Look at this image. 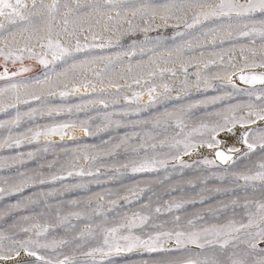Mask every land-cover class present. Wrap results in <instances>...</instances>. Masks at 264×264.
I'll use <instances>...</instances> for the list:
<instances>
[{
    "label": "rangeland",
    "instance_id": "rangeland-1",
    "mask_svg": "<svg viewBox=\"0 0 264 264\" xmlns=\"http://www.w3.org/2000/svg\"><path fill=\"white\" fill-rule=\"evenodd\" d=\"M52 0H43V3L50 4ZM61 5V13L65 11L64 5L67 3L70 7L76 8L77 0H59ZM81 5H91L100 3L103 5L104 0H78ZM150 3L153 5L173 2V0H136L137 6L141 3ZM179 2V0H174ZM212 2V0H209ZM243 3V0H240ZM40 3V0H37ZM81 13H88L89 8L83 7ZM115 16V11L111 13ZM99 18V23L95 21ZM129 19H133L129 13ZM37 20L40 18L37 17ZM145 19L148 17H137L133 23L138 24L139 28L134 33L128 31V24L125 20L108 21L106 16L98 17L95 14L90 17L83 16L85 22V32L79 33L81 41L84 35H89L87 43H92L88 23L91 22V31H95L102 37L104 42L110 39L112 41L111 48L104 49H88L84 52L75 53V59L66 58L67 63L57 61L55 64L45 67L36 61L25 60V65L30 66L31 70L13 77L10 81L0 80V88L5 87L8 83L21 85L19 91L21 99H28L29 103H17L16 107H8L6 110H0V122L12 121L15 119L17 111L21 114L19 127H11L13 136L27 132L29 128L35 130L38 126L44 127L54 126L61 123H75L74 129H68V135L61 140L59 135H54L49 139L43 136L39 141L29 143L25 141L19 148H0V159L7 158L8 164L11 167L0 169V177L5 179L9 177H17L19 172H25L28 175H33L35 171L43 173L45 178L50 180L53 174H63L61 165H64L66 170L71 169L72 165L76 166L75 170L83 167L85 171L97 173L93 176H73L66 180L51 181L44 185H30L25 187L22 193L14 195H4L0 197V210L5 206L15 204L17 201L22 202V207L19 210L10 212L0 218V232H4L7 236H13L17 239H24L31 236L35 239V230L25 233L22 228H31L33 225H39L40 228L48 227L46 235L41 236V242L52 243L67 240V244H63L56 248L55 252L48 250L43 254L51 256L53 259H63L64 256L69 257L68 264H90L91 257L83 255V252L89 250L90 247H95L99 243V235L97 229V238L92 239L87 236L76 239L81 232H86L89 225L94 229L97 225L103 227H112L126 217H131L134 212L147 213L151 211L152 216L157 223L167 221L166 229H171L175 225L173 223L175 216H180V223L186 224V221L193 219L196 216H202V220H197L198 228L221 226L230 221L246 222L247 210L243 207L246 201L264 200V183L260 181H248L237 179L235 174L249 173L254 174L258 171V164L261 162V157L264 153L257 147L256 151L244 155L247 151L246 146L240 147L241 151L234 157V163L230 162L225 166L216 163V165H203L198 161L207 157L213 159L211 154L195 160L188 161V156L183 157L186 163L191 164L190 168L181 169L179 165L172 167L173 162H169V166L165 169H160L158 172L149 173H132L130 169H120L113 165L117 162H124L130 156L134 155L129 149L125 152L124 147L117 149L114 155H106L105 150L111 149L113 144L119 143L120 139L125 135L133 132H139L141 136L146 133L151 134L155 139L149 140L148 143L157 144V152L161 153L160 158H165L167 154L175 153L176 149L159 147L160 140L172 141L180 129L174 125L164 128H153L152 124L139 123L144 120H150L151 117L167 110L179 108L181 106L187 108L190 104H196L190 112L185 114V124L187 127L177 139H183L184 136L191 135L193 142L211 139L205 133L203 136L193 132L194 128L199 127L201 123L209 125L224 124L225 117L229 119L235 115L248 119L249 103L259 105L260 101H256L254 96L250 97L248 92H259L264 90L263 86L257 88L246 89L239 84L233 88L228 83V75L239 72L240 68H246L247 65L253 62H260L264 59V50H261V39L255 37H241L238 32L233 31L232 37L227 36L226 30L216 33V41L213 44V34L204 36L203 33L209 29L216 27V24L211 21H203L200 25L192 29H185L181 23L179 29L174 27L175 21H170L168 27L163 26V22L157 17L153 26L149 28L147 33L140 29L148 27L145 24ZM61 23L55 25L59 30L63 27V16L60 17ZM107 26L108 30H105ZM73 25H69L71 31ZM177 31L183 35H176ZM7 36V34H5ZM25 35H27L25 33ZM145 36L149 39L145 40ZM10 39V38H9ZM59 39L66 46L72 47L75 44V37H69L66 34H61ZM221 39L223 43H221ZM255 39V45L252 40ZM17 40L20 45H23V40L19 33ZM133 42L136 44V56L131 58L132 71L129 72V57L121 55L117 59V53L131 52L133 50ZM191 42V49L188 48V43ZM2 46V40H0ZM178 46L183 47L182 56L177 59L176 49ZM256 48V55L250 49ZM143 49L144 55H141ZM151 49V51H150ZM243 49V51H242ZM40 51L39 47L36 49ZM172 53L169 57V53ZM203 53V55H201ZM111 56L112 64H108L107 60L97 59L94 64L78 67L75 71L72 70L73 63L79 64L85 58L92 60L98 57ZM247 57L245 60L243 57ZM50 58V57H49ZM213 61L207 68L204 67L205 62ZM181 62L187 65V84L185 85V73L181 69ZM139 63V66H138ZM234 65V66H233ZM11 71H17L19 64L15 68L9 64ZM161 69H174L176 75L172 76L170 72L165 71L163 76L160 75ZM259 69V68H253ZM3 68L0 67V71ZM64 73L66 76H61L60 79L67 83L69 95L65 97L59 96L58 92L64 90V84L61 83L58 87L57 95L49 96L42 94L41 100H32L24 95L26 90L35 89L37 94H41L40 85H37L38 80H43L46 75L53 76L54 71ZM155 72V76L149 75V72ZM100 73L97 75L96 73ZM199 75V87H197V77ZM134 79H140L139 85L133 83ZM234 79V77H233ZM207 80L208 83H205ZM145 81L148 84H145ZM234 82L235 79H234ZM169 84L173 89L171 93H164L162 85ZM113 84H119V90L112 87ZM131 84V87L128 85ZM211 85L209 87L208 85ZM85 85H88L86 88ZM95 85V89L92 88ZM150 85L157 86V93L160 99L152 104L147 105L148 95L147 87ZM26 86V87H25ZM73 86L79 88V91L72 92ZM103 89V91H101ZM143 92V97L137 102L132 99L133 93ZM179 94V98L177 95ZM155 95V94H154ZM165 96L167 98H165ZM128 99H125V98ZM219 97L215 103L213 98ZM99 100H104L108 107L98 103ZM6 103H16L14 95L5 97ZM203 102V103H199ZM77 106H80L79 109ZM71 108V112L68 109ZM32 109H36L33 118L29 119L25 113ZM59 109V113H57ZM137 109H141L137 111ZM49 110L52 114L49 115ZM219 113V115H216ZM106 115L113 122L107 130L104 126L108 121ZM81 121H85V126L92 131V135H86L81 127ZM115 121L120 122V127H116ZM255 125V124H254ZM236 126H240L237 124ZM235 126V127H236ZM250 129L255 132L259 129H264V125L252 127ZM232 128V125H227ZM241 127V126H240ZM222 131L219 134L226 132ZM75 136L73 139L72 136ZM9 135V128H0V141H3ZM30 135V133H29ZM217 135V136H218ZM252 140V137H249ZM137 140L133 139L131 144H136ZM233 145V144H232ZM228 144L227 146H232ZM206 146V145H205ZM204 146V147H205ZM227 147V148H228ZM47 148V151L44 149ZM75 150V151H74ZM34 152L36 155L29 159L27 153ZM89 155L88 160L83 159L84 153ZM25 163L13 161L12 157L21 156ZM143 155V152L140 153ZM149 155H152V150L149 149ZM79 156V159H77ZM96 159L92 160L91 157ZM56 161L53 168L47 167L49 162ZM70 163H67L69 162ZM40 165H44L43 168ZM221 165V166H220ZM167 177V178H166ZM192 181L195 184L193 188L188 182ZM81 184L84 187H75ZM0 185L7 187L8 185ZM69 186L66 188L65 186ZM129 189H135L136 195L129 192ZM144 189V191H140ZM175 189V190H173ZM220 189V191H216ZM112 195H108V193ZM99 193L104 195V200L94 199L91 205L87 204L89 197H95ZM119 194V197L116 194ZM127 195L130 202H127L123 197ZM31 197L33 202L28 198ZM77 200L78 204H72L71 201ZM115 200L116 204L110 203ZM190 201L195 200V203H184L180 209L167 211L166 202ZM203 200V203L200 201ZM236 201V204L232 202ZM102 205V208L97 211V204ZM149 205V208H144V205ZM160 207L161 213H155V208ZM254 210V205H250ZM82 213L81 218L77 219L71 213ZM67 217L64 223L61 219ZM27 218V219H25ZM15 225V227H12ZM137 234L139 230H137ZM241 239H248L241 235ZM6 246L10 243L9 240L3 242ZM239 244L240 251L245 249L243 243ZM79 245V247H77ZM264 247V244L260 245ZM165 247L168 244L165 243ZM193 252L201 253L202 250L189 246ZM234 251L231 245L227 249L221 250L218 245L207 247L203 250L202 255L209 257L216 256L221 261L225 260L226 254ZM162 254L153 253L147 254L133 252L122 254L119 257H113L116 264H140L144 259H160ZM99 259V256L96 257ZM250 259V258H249Z\"/></svg>",
    "mask_w": 264,
    "mask_h": 264
},
{
    "label": "snow or ice",
    "instance_id": "snow-or-ice-1",
    "mask_svg": "<svg viewBox=\"0 0 264 264\" xmlns=\"http://www.w3.org/2000/svg\"><path fill=\"white\" fill-rule=\"evenodd\" d=\"M65 11L61 13V5L59 0H52L50 4L37 3V0H0V40H2V46H0V67L3 68L0 71V80L10 81L13 77L28 72L31 70L30 66L25 65V60L36 61L39 64L48 67L49 65L55 64L57 61H63L67 63L66 58L75 59V53L84 52L88 49H104L111 48L112 41L109 39L107 43L97 42L101 41L102 37L98 35L95 31H91V22L88 23V30L90 32L92 43H87L89 40V35H84L81 41L80 35L77 32H85V22L83 20L84 15L92 17L94 14L98 17L106 16L108 21L125 20L128 24V31L134 33L138 24H134L133 21L137 18H145V24L148 27L140 29L141 31L147 33L149 28H151L157 19L163 22L164 27L169 26L170 21H175L174 27L179 29L181 23L185 29H192L197 27L203 21H211L216 24V27L209 29L208 32L203 33L204 36L213 34L212 43L215 44L216 33L220 31H225L229 38L232 37L233 31L238 32L241 37H255L259 36L261 39V50H264V0H179V2H168L159 5H153L150 3H141L137 6L136 0H104L103 5L100 3H95L91 5H81L77 0L76 8L70 7L67 3L63 6ZM83 7H88V13H81L80 9ZM115 11V16L111 13ZM129 13L133 19H129ZM63 16L61 29H57L55 25L61 23L60 17ZM40 19L37 20L36 18ZM99 23V18L95 21ZM73 25L71 31L69 30V25ZM105 30L107 26H105ZM21 36L23 40V45H20V41L17 40V34ZM25 33L27 35H25ZM66 34L69 37H75V44L72 47L66 46L61 42L59 36L61 34ZM7 34V36L5 35ZM176 35H183L182 32L177 31ZM10 38V39H9ZM149 38L145 36V40ZM221 43L223 40L221 39ZM252 44L255 45V39L252 40ZM39 47L40 51L36 49ZM133 50L131 52L117 53V59L121 55L129 57V69L132 71L131 58L136 56L135 51L136 44L133 42ZM189 50L191 49V42L188 43ZM253 56L256 55V48L250 49ZM151 51V49H150ZM243 51V49H242ZM144 55L143 49L140 52ZM183 54V47L178 46L176 49V56L179 59ZM172 53H169L171 57ZM203 55V53H201ZM50 57V58H49ZM245 60L248 58L243 57ZM97 59L107 60L108 64L113 63L111 56L108 57H98L89 60L85 58L80 61L79 64L73 63L72 70L75 71L78 67H83L85 65L94 64ZM214 63L213 61L205 62L204 67L207 68L209 64ZM9 64L13 68L19 64L17 71H11ZM139 66V63H138ZM234 66V65H233ZM246 68H260L264 69V59L260 62H253L247 65ZM246 68L239 69L238 79L245 85L255 86L257 84L264 86V71L259 73H248L246 74ZM181 69L185 73V85L187 84V65L181 62ZM54 71V70H53ZM168 71L172 76L176 75L174 69H161L160 75L163 76L164 72ZM100 75V73H96ZM67 71L64 73H57L54 71L53 76L46 75L41 81L38 80L36 83L40 85L41 94H37L36 90H26L24 95L30 97L32 100H41L42 94L46 92L49 96L57 95V89L61 83L64 84V90L58 92L59 96L65 97L69 95L67 90L68 85L60 79L61 76H66ZM149 75L155 76L156 73L150 71ZM236 73L228 75V83L236 88L233 77ZM133 83L139 85L141 83L140 79H134ZM205 83H208L205 80ZM145 84H148L145 81ZM112 87L119 88L121 85L113 84ZM211 87V85H208ZM21 85L15 83H8L5 87L0 88V110H6L8 107H16L17 103H29L28 99H21L20 89ZM26 87V86H25ZM87 88L88 85H85ZM131 87V84L128 85ZM164 93H171L173 89L169 84L164 83L162 85ZM197 87H199V75L197 77ZM95 89V85H92ZM72 92L79 91V88L73 86ZM103 91V89H101ZM155 94V95H154ZM250 97L254 96L256 101H260V104L249 103L247 105L248 119L244 117H237L233 115L230 119L225 117L224 124L209 125L208 123H201L199 127L194 128L193 132L203 136L207 133L211 139L201 140L198 143L193 142L191 135L184 136L183 139H177L184 129L187 127L185 124V114L190 112L196 104H190L187 108L181 106L179 108H174L172 110L165 109L164 112L159 113L150 120H144L139 123L149 124L151 123L153 128H164L173 125L180 129V132L176 133L172 141L160 140L159 147L161 149L168 147L176 149L175 153L167 154L165 158H160L161 153L157 152L156 143H148L149 140L155 139L151 134L146 133L141 136L139 132H133L131 134L125 135L119 141V143L113 144L111 149L105 150L106 155H114L117 149L124 147L125 152L129 149L134 155L130 156L124 162H117L113 166L117 168V172L120 169H130L132 173H149L158 172L160 169H165L169 166V162L172 163V167L175 168L177 165L181 169L192 167L191 164L185 162L183 157H191L199 152V149L206 147L208 149H214V159H208L207 157L198 161L203 165H216L217 161L221 164H228L234 161V156L236 153L240 152V149L235 145L229 146L227 150L222 149L220 146L223 141L217 139L219 132L227 130L229 133H233V128L239 124L242 128H245L244 132L241 133L239 137V142L246 146L247 151L244 155L253 153L256 151L257 147L261 149L264 153V129H259L253 132L250 129L251 125L256 124L258 121H264V90L259 92H248ZM8 95H14L16 103H6L5 97ZM143 92L133 93L132 99L139 101L143 97ZM148 102L145 107L156 103L160 96L157 93V86L150 85L147 87ZM165 98H167L165 96ZM179 98V94L177 95ZM125 99H128L127 97ZM219 97L213 98V103H215ZM98 103L104 105L105 108L108 104L104 100H99ZM203 103V102H199ZM80 106H77L79 109ZM71 108L68 109L71 112ZM141 109H137L140 111ZM59 113V109L56 110ZM36 109H32L25 113L29 119L33 118V114ZM49 115L52 114V110H49ZM219 115V113H216ZM105 119L108 123L105 124L104 130H107L108 126L113 123L109 117L106 115ZM21 121V114L17 111L16 117L12 121L0 122V128H9V135L0 141V148H19L25 141L31 143L32 141H39L41 136L45 139H49L54 135H59L61 140L68 135V129H74L77 127L75 123H61L50 127H44L41 129L39 126L33 130L29 128L27 132L13 136L11 133V127H19ZM86 122L81 121V127L86 135H92V131L85 126ZM116 127H120V122L115 121ZM231 124L232 128H228L227 125ZM30 133V135H29ZM234 135V133H233ZM252 140H249V137ZM72 138L75 136L73 134ZM133 139L137 140L136 144H131ZM149 149L152 150V155H149ZM48 149L45 148L44 151ZM75 151V150H74ZM143 152L141 156L140 153ZM36 155L34 152L27 153L29 159ZM90 157L87 152L84 153L83 159L88 160ZM13 161L24 164L25 161L21 156L12 157ZM79 159V156H77ZM92 160L96 157L92 156ZM56 161L49 162L47 167L49 169L53 168ZM67 163H70L67 162ZM5 167H11L8 164L7 158L0 159V169ZM41 168L44 165H40ZM76 166L72 165L71 169L66 170L64 165H61L60 171L65 172L63 174H53L50 177L51 181L66 180L73 176H93L97 173L92 171H85L83 167L79 170H75ZM258 171L254 174L249 173H238L235 174L237 179L248 181H260L264 183V155L261 157V162L258 164ZM167 178V177H166ZM50 180L45 178L43 173L40 171H35L33 175H28L25 172H19L17 177H9L7 179L0 177V182L2 184L8 185L4 187L0 185V197L4 195H14L16 193H22L25 187L30 185H44L49 183ZM193 188L195 184L192 181L188 182ZM68 188L69 186H65ZM75 187H84V185L77 184ZM175 190V189H173ZM144 191V189H140ZM220 191V189H216ZM133 195H136L135 189H129ZM112 195V193H108ZM119 197V194H116ZM106 197L97 193L95 197H89L87 204L91 205L94 199L104 200ZM127 202H130L127 195L123 197ZM30 202H35L28 198ZM195 203V200L190 201H176L166 202L167 211L171 212L173 209H180L184 206V203ZM203 203V200L200 201ZM72 204H78L79 201L73 200ZM111 204L115 205L116 201L111 200ZM236 204V201L232 202ZM250 205H254V210L250 208ZM22 207V202L17 201L15 204H10L5 206L3 210H0V218L4 215L9 214L12 211L19 210ZM144 208H149V205H144ZM243 207L247 210V220L246 222L230 221L227 224L221 226L203 227L198 228L196 221L202 220V216H196L193 219L186 221V224L182 225L180 223V216H175L173 223L174 227L171 229H166L165 225L167 221L157 223L156 219L152 216L151 211L147 213H141L139 211L132 213L131 217H126L121 220L118 225L112 227H103L97 225L94 229L91 225L88 226L86 232H81L79 237L76 239L83 238L87 236L92 239L97 238V229L99 235V243L95 247H90L89 250L83 252V255L91 257L90 264H116L113 257H119L122 254H128L137 252L143 255L144 253L162 254L160 259H144L141 260L140 264H264V200L257 201H246ZM102 208V205L97 204V211ZM155 213H161V208L156 207ZM70 215L75 216L77 219L81 218L82 213L75 212ZM27 219V218H25ZM67 217L61 219V223H64ZM15 227V225H12ZM35 230V239L28 236L24 239H17L15 235L7 236L4 232H0V264H68L69 257L64 256L63 259H53L49 255L43 254L44 252L51 250L55 252L56 248L67 244V240H61L59 242L53 241L52 243L41 242L39 239L48 232V227L40 228L39 225H33L31 228H22L21 231L28 233ZM139 230L140 234H137ZM241 235L248 237V239H241ZM9 240L10 243L6 246L3 242ZM235 242L243 243L246 248L236 251L239 248V244ZM165 243L168 247H165ZM218 245L221 250L227 249L229 245L232 246L234 251L226 254L225 260L221 261L216 256L209 257L207 255H202L203 250L207 247ZM189 246L194 248H199L202 250L201 253L193 252ZM79 247V245H77ZM99 256L97 260L96 257ZM250 258V259H249ZM88 264V262H85Z\"/></svg>",
    "mask_w": 264,
    "mask_h": 264
},
{
    "label": "bare ground",
    "instance_id": "bare-ground-1",
    "mask_svg": "<svg viewBox=\"0 0 264 264\" xmlns=\"http://www.w3.org/2000/svg\"><path fill=\"white\" fill-rule=\"evenodd\" d=\"M261 71H264V69H253V68H246V74H248V73H259V72H261ZM238 75H239V72H237L236 73V75L234 76V79H235V83H237V84H239V86H242V87H244V88H246V89H252V88H257V87H259L260 85H258V86H249V85H246V86H244L245 84L243 83V82H241L239 79H238ZM244 84V85H243ZM264 87V86H263ZM259 123H264V121H258L256 124H259ZM255 124V125H256ZM264 125V124H263ZM254 126V125H253ZM245 130H247V129H245V128H242V127H238V126H236V127H234L233 128V133H234V135H233V133H229L228 131H226V132H223V133H221V134H219L218 136H217V139H219V140H221V141H223L224 143H222L221 144V148L222 149H224V150H227V145L228 144H233V145H235L236 147H238L239 149H240V147H243L244 146V144H242V143H240L239 142V137H240V135H241V133L242 132H244ZM240 151H241V149H240ZM214 152H215V150L214 149H208L206 146L205 147H202V148H200L199 149V152L197 153V154H194V155H192L191 157H187L188 159L190 158V159H192V158H194V157H196V156H202L203 157V155L204 154H211L212 155V157H213V159L215 158V156H214ZM238 153H236L235 154V156L237 155ZM208 156V155H207ZM217 163H219L220 164V162H218L217 161ZM229 164V163H228ZM221 166V165H220ZM223 166V165H222ZM225 166V165H224Z\"/></svg>",
    "mask_w": 264,
    "mask_h": 264
},
{
    "label": "water",
    "instance_id": "water-1",
    "mask_svg": "<svg viewBox=\"0 0 264 264\" xmlns=\"http://www.w3.org/2000/svg\"><path fill=\"white\" fill-rule=\"evenodd\" d=\"M244 85V84H243ZM259 84H257V85H255V86H258ZM244 86H246V85H244ZM264 123H259V124H256V125H254V126H252V127H256V126H260V125H263ZM210 154V153H209ZM204 155H208V154H204ZM203 155V156H204ZM238 155H236V156H234V157H237ZM202 156H196V157H194V158H192V159H188V161H195V160H197V159H199V158H201ZM219 162V161H218ZM221 164V163H220ZM221 165H226V164H221Z\"/></svg>",
    "mask_w": 264,
    "mask_h": 264
}]
</instances>
